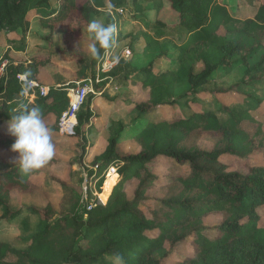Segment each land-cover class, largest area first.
Wrapping results in <instances>:
<instances>
[{
	"label": "trees",
	"instance_id": "16d2710c",
	"mask_svg": "<svg viewBox=\"0 0 264 264\" xmlns=\"http://www.w3.org/2000/svg\"><path fill=\"white\" fill-rule=\"evenodd\" d=\"M130 1L135 12L141 9L140 4H152L158 14L164 9L169 12V19H157L152 29L157 38L183 34L177 50L166 55L168 63L179 66L189 86L180 98L195 95L207 99L209 95L224 117L198 108L191 100L186 101L190 113L184 116L178 111V101L172 99L176 73L152 64L140 71H128L130 61H120L110 74L112 79L120 80L123 71H127L125 78L143 75L135 79L139 88L130 97L137 120L150 116L151 122L129 143L135 150L125 151L116 138L109 137L104 153L96 159L95 180L108 166H119V181L111 195L105 205L97 204L89 212L83 208L80 215L74 190L51 178L61 193L58 206L47 203L41 208L27 207L38 217L36 230L27 239L0 242V264H98L115 254L121 255L125 264H162L180 244H187L192 254L178 264H264V164L245 163L246 173H241L222 162L224 156L242 161L256 153L264 156V111L257 113L264 98L240 92L264 84V1L246 0L253 7L234 39L229 37V26L236 17L215 0ZM53 3L56 7L51 0H0V44L2 40L17 39L19 33L26 34L30 15L36 16L40 28L48 31L45 54L19 61L8 57L6 51L2 58L7 64L0 77V153L13 159L17 155L10 150L13 138L7 134L10 117L21 104L38 106L55 144V154L47 162L50 165L60 162L56 158L59 138L77 143L81 159L87 147L86 133L100 114L91 108L90 95L77 114V125L71 134H64L59 124L69 104L67 90L73 85L59 73L49 75L47 68L55 54L65 62H86L76 50L92 14L108 6L123 10L126 0ZM107 24H113L110 15ZM58 39L61 49L57 47ZM257 52H262L258 61L248 65ZM99 61L91 59L92 69ZM237 63L246 66L245 78L238 84L212 93L201 90L218 68L229 71ZM24 72L31 73L30 83L29 90L21 95ZM220 97L232 100L223 103ZM245 102L251 105L245 106ZM159 108L169 111L167 117L157 119ZM202 136L214 140L210 150L198 147ZM156 160L185 170V174L172 176L161 198L148 196L157 180L150 167ZM132 180L137 186L127 197L124 186ZM37 191L38 186L22 179L13 163H4L0 158V222L14 221L22 212L12 209L13 194L27 197ZM211 216H219L220 222L205 225L204 220ZM206 232H213V237Z\"/></svg>",
	"mask_w": 264,
	"mask_h": 264
},
{
	"label": "rangeland",
	"instance_id": "374dc122",
	"mask_svg": "<svg viewBox=\"0 0 264 264\" xmlns=\"http://www.w3.org/2000/svg\"><path fill=\"white\" fill-rule=\"evenodd\" d=\"M218 4H225L227 10L232 16L236 17L233 24L229 26V37L231 39L236 38L237 31L243 26V21L250 16L252 4L246 0H215ZM264 1V0H262ZM51 0L53 7L56 4ZM159 4V2H158ZM141 9L135 12L131 1L126 0L123 8V14L117 19L116 24L118 33L117 37L120 49L129 48L132 52L130 61V69L128 71H140L141 69L152 64L155 68L161 70H170L176 73L177 82L174 86L172 99L177 100L178 111L184 116L189 115L190 110L186 101H194L198 104V108L201 107L204 111H211L215 115L222 119L223 115H220L217 111L218 106L209 95L207 99H200L195 95L186 97L185 99L180 98L189 88L186 83V77L176 63H168L166 61L167 53L175 52L177 50L178 43L182 40L183 34L176 32L173 36H162L157 38L153 34L152 26L154 22L159 19V14L154 10L152 4H140ZM152 5V6H151ZM114 7H109L105 11L113 12ZM98 13L96 16H91V20L99 19L107 24V12ZM168 11V10H167ZM163 12V20L169 19V12ZM117 14L114 13V16ZM30 26L26 34L19 33L17 39L1 41L0 44V63L3 61L4 53L7 51V56L14 60L24 61L34 55H43L47 52V44L45 38L48 35V31H44L40 28L38 18L34 15H30ZM57 36V35H56ZM89 40V34L85 31L84 39L78 44L77 53L85 59L86 62L76 64L74 62H65L61 59L59 54H55L51 60L50 66L47 68L49 75L61 74L70 84H76L85 79L91 77L93 69L91 67V59L87 52V46ZM60 39H58L57 47L61 49ZM162 53L164 57H162ZM262 52H257L252 55L248 60V65L256 63ZM98 64V63H97ZM246 66L242 64H234L229 71H225L223 68H218L210 77L209 83L203 86L201 89L206 93H212L220 89H228L238 84L243 78H245ZM123 71L119 78L120 80L114 81L110 75L111 82L107 86L105 84L96 85L97 94L92 95L95 98L87 97L83 107L86 106L88 99L90 98V106L95 108L93 111L100 114V118L95 120V126L89 131L87 135V147L84 153L79 159L81 153L77 143L67 138H59L58 152L59 163L48 164L34 171L27 176H21L22 179H29L38 186V191L29 196H20L13 194L11 199L12 209H20L22 212L18 218L10 223H0V242H11L13 243L17 238L27 239L36 230L38 223V217L32 215L26 210L27 207L41 208L47 203L52 204L54 207L58 206L61 199V193L55 188L50 179L55 178L67 184L72 188L76 194L78 200L79 214L81 215L82 209L89 212L99 200L101 193L109 189V197L119 181V175H115L112 178L106 179L108 166L100 173V178L95 180L98 167L95 163L96 159H99L104 153L107 147L108 138H116L117 145L121 149L127 151H133L129 143H133V137L139 131H141L145 125L150 123V116H145L137 120V112L133 109L134 104L130 95H135V88H139L136 85V78H142V74H137L132 77L125 78ZM242 94H251L256 98H264V84L259 85L256 88L251 86L250 88L240 89ZM210 97V98H209ZM239 97L235 98L238 99ZM29 100H33V96L29 97ZM220 102L229 103L232 97H220ZM99 102H102L104 106H100ZM245 106H250V102H245ZM157 119L167 117L169 111L166 108H159ZM264 111V104H262L257 110V113ZM108 119V121H107ZM105 121L106 125L105 126ZM103 131V132H102ZM57 138V137H56ZM264 138V136H262ZM58 140V139H57ZM77 141V139H74ZM214 140L208 136H202L197 145L200 149L210 150ZM76 153V154H75ZM0 158L4 163H12L13 157L0 153ZM222 162L228 164L233 170H237L241 173H246L245 163L264 164V156L261 153H256L242 161L237 157L224 156ZM119 168V166H114ZM152 171L157 176L155 186L150 190L148 196L161 198L164 196L166 191V185L170 182L172 176L185 174L184 169H180L173 163H167L164 161L156 160L150 165ZM118 174V171H117ZM73 175V177H72ZM99 179L102 183L99 185ZM116 179V180H115ZM117 181V182H116ZM116 182V183H114ZM137 186V181L132 180L125 184L124 193L130 196ZM104 190V191H103ZM106 203V199H102ZM108 200V198H107ZM151 205L150 207H152ZM89 208H91L89 210ZM145 215L148 216V212L144 211ZM219 216H211L204 220L205 225L213 226L220 222ZM264 226V220L261 222ZM206 235L213 237V232H206ZM19 247V246H16ZM192 252L187 244H180L176 246L171 252V255L163 260L162 264H178L185 256L191 255ZM98 264H113L111 258L101 260Z\"/></svg>",
	"mask_w": 264,
	"mask_h": 264
},
{
	"label": "clouds",
	"instance_id": "9594fccd",
	"mask_svg": "<svg viewBox=\"0 0 264 264\" xmlns=\"http://www.w3.org/2000/svg\"><path fill=\"white\" fill-rule=\"evenodd\" d=\"M86 30L90 40L87 46L90 58L101 59L103 55L113 65L119 64L120 55H112L117 44L116 24H105L102 20L93 19L87 24ZM30 75V72L21 74V95L29 90ZM7 134L13 138L10 150L17 154L12 161L13 167L17 168L21 176L43 168L55 154L52 130L47 126L38 106L28 107L21 104L7 121ZM112 261L113 264H125L124 258L119 254L113 255Z\"/></svg>",
	"mask_w": 264,
	"mask_h": 264
},
{
	"label": "built area",
	"instance_id": "2783aa9c",
	"mask_svg": "<svg viewBox=\"0 0 264 264\" xmlns=\"http://www.w3.org/2000/svg\"><path fill=\"white\" fill-rule=\"evenodd\" d=\"M107 13H109V15L114 18V24H115L116 21H115L114 13L117 15H122L123 10L115 9L113 10V12L107 11ZM116 54L120 55V61L122 60L128 61L132 57V52L129 48H125L123 50L120 49L118 40L116 46L112 50V55H116ZM6 64H7L6 60H3L0 63V75L3 74ZM118 65L119 64L113 65L112 63H110L107 56L102 55V58L100 59V61L96 66L94 75L85 79L84 81L76 83L74 87L68 90L67 96L69 99V104L66 111L62 114L59 124L60 130L64 134H71L72 128L77 125V120H76L77 114L83 107L87 97L90 94L95 95L97 94L96 92L99 93V91L95 89L96 85L98 86L105 84V86H107L108 83L111 82L110 74L116 67H118ZM32 85L36 86L35 84ZM41 91L43 94H45L47 90L41 89ZM112 175L118 176L117 168H115L114 166H110L107 169L106 179H108V177ZM97 204L105 205V203L100 199V197ZM90 209L91 208H89V210Z\"/></svg>",
	"mask_w": 264,
	"mask_h": 264
},
{
	"label": "crops",
	"instance_id": "0c3cea01",
	"mask_svg": "<svg viewBox=\"0 0 264 264\" xmlns=\"http://www.w3.org/2000/svg\"><path fill=\"white\" fill-rule=\"evenodd\" d=\"M152 6V5H151ZM109 7H111V6H108L107 8H104V9H98V10H96V12H94L93 14H92V16L93 15H97L98 13H100L101 14V12H103V11H105V10H107ZM153 7V6H152ZM112 8V7H111ZM105 12H107V11H105ZM163 12H165V9L162 11V12H160V14H159V16H158V18L159 19H163ZM118 17H120V15H117V17H116V15H115V21H116V23L115 24H117L118 23ZM92 18V17H91ZM91 18H90V21H91ZM111 19H112V23L114 24V18L113 17H111ZM44 31H46V30H44ZM121 32V31H120ZM119 32V33H120ZM32 57V56H31ZM30 58V57H29ZM28 58V59H29ZM28 59H25L24 61H26V60H28ZM20 61V60H19ZM96 66H97V64L95 65V68L93 69V73L91 74V76H93L94 75V73H95V69H96ZM2 75H0V77H1ZM68 84H69V82H68ZM73 86H71L70 88H72V87H74L75 85L74 84H72ZM69 88V89H70ZM68 89V90H69ZM68 90H67V93H68ZM100 104V103H99ZM100 106H104L103 104H100ZM92 109L94 110L95 108L92 106ZM100 118V117H99ZM98 119V118H97ZM96 119V120H97ZM107 121H108V119H107ZM95 122L96 121H93L92 123H93V125L95 126ZM105 126H107L106 125V121H105ZM96 127V126H95ZM93 127H91L88 131H87V133H86V138H87V135L89 134V131L92 129ZM103 132V131H102ZM11 222H13V221H11ZM0 223H2V224H4V223H10V222H0ZM1 225V224H0Z\"/></svg>",
	"mask_w": 264,
	"mask_h": 264
},
{
	"label": "bare ground",
	"instance_id": "6f19581e",
	"mask_svg": "<svg viewBox=\"0 0 264 264\" xmlns=\"http://www.w3.org/2000/svg\"><path fill=\"white\" fill-rule=\"evenodd\" d=\"M114 176H115V175L109 176L108 179H109V178H112V177H114ZM115 180H116V179H115ZM109 192H110V190L107 189V190H105V192L101 193L100 196H99L100 199H101V200H102V199H106V200H107V198H108L107 196L109 195ZM102 201H103V200H102ZM103 202H104V201H103ZM104 203H105V202H104Z\"/></svg>",
	"mask_w": 264,
	"mask_h": 264
}]
</instances>
